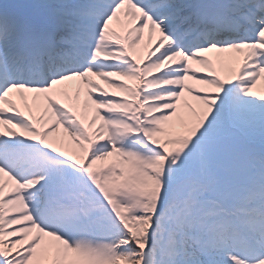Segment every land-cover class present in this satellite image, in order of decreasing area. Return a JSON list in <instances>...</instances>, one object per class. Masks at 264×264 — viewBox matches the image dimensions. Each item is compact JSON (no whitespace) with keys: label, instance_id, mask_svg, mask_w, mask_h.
I'll return each mask as SVG.
<instances>
[{"label":"snow or ice","instance_id":"obj_1","mask_svg":"<svg viewBox=\"0 0 264 264\" xmlns=\"http://www.w3.org/2000/svg\"><path fill=\"white\" fill-rule=\"evenodd\" d=\"M0 264H264V0L0 3Z\"/></svg>","mask_w":264,"mask_h":264},{"label":"bare ground","instance_id":"obj_2","mask_svg":"<svg viewBox=\"0 0 264 264\" xmlns=\"http://www.w3.org/2000/svg\"><path fill=\"white\" fill-rule=\"evenodd\" d=\"M7 1H8V2H13V0H7ZM7 1H6V2H7Z\"/></svg>","mask_w":264,"mask_h":264}]
</instances>
